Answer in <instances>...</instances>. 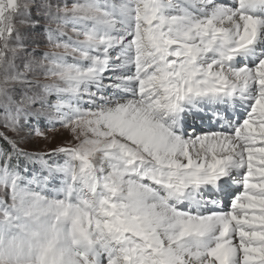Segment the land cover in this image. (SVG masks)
<instances>
[{"label":"snow or ice","instance_id":"snow-or-ice-1","mask_svg":"<svg viewBox=\"0 0 264 264\" xmlns=\"http://www.w3.org/2000/svg\"><path fill=\"white\" fill-rule=\"evenodd\" d=\"M0 108V264H264V0H0Z\"/></svg>","mask_w":264,"mask_h":264},{"label":"rangeland","instance_id":"rangeland-1","mask_svg":"<svg viewBox=\"0 0 264 264\" xmlns=\"http://www.w3.org/2000/svg\"><path fill=\"white\" fill-rule=\"evenodd\" d=\"M69 6H71L72 3L76 2V0H67ZM46 21L44 19H40V24L37 26L35 30H32L31 28H24L22 31H24L26 34H30L33 31L38 33V38L35 43L31 44L29 47V51H31L33 48L35 49L34 55L36 56H42L44 52L48 51H54V49L51 48V46L48 44L46 36L44 35L43 29L45 27ZM52 27H55V24L52 25ZM67 31L71 32V26L69 25L66 29ZM19 62V61H18ZM23 68L21 67V71ZM31 76H29V79ZM41 83H47L48 81L45 80V78L41 75L40 77ZM17 88H19V85H16ZM50 99L55 100V95L51 96ZM3 109L0 108V117H2ZM32 122H35V118H31ZM41 125L45 123V117L40 118ZM47 139H44L39 136H32L31 138L20 140V137L17 136L16 133L12 132L9 128H7L2 118H0V134H6L8 137H11L16 140H20L18 147L29 152H51L53 149L67 146L70 144L75 143V141L72 138V134L68 129H65L63 127H60L57 125V127L54 130H47ZM23 135V133H21ZM0 146H5L2 142V139H0ZM7 147V146H5ZM56 159L61 160L60 157H56ZM34 167L38 168L39 165L36 164Z\"/></svg>","mask_w":264,"mask_h":264},{"label":"trees","instance_id":"trees-1","mask_svg":"<svg viewBox=\"0 0 264 264\" xmlns=\"http://www.w3.org/2000/svg\"><path fill=\"white\" fill-rule=\"evenodd\" d=\"M2 142H4V140H2Z\"/></svg>","mask_w":264,"mask_h":264}]
</instances>
